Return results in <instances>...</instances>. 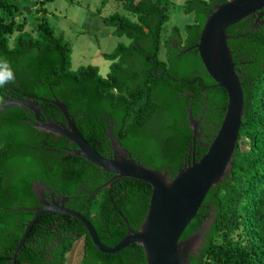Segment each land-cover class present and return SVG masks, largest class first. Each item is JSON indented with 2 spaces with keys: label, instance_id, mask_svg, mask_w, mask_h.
I'll return each instance as SVG.
<instances>
[{
  "label": "trees",
  "instance_id": "1",
  "mask_svg": "<svg viewBox=\"0 0 264 264\" xmlns=\"http://www.w3.org/2000/svg\"><path fill=\"white\" fill-rule=\"evenodd\" d=\"M114 1L128 14L114 11L105 17V23L114 27V35L125 36L129 42H119L110 53L104 54L111 61L104 76L98 66L92 64L72 69L71 48L62 35L54 34L47 26H41L36 36L28 31L18 32L10 45L7 35L14 29L13 22L0 18V62H7L13 73V79L0 87V103L4 98L26 96L57 98L66 106L77 129L98 120L93 107L107 112L118 123L119 130L130 123V131H136L159 113V132L152 142L154 148L140 140L136 141V146L143 150L141 161L145 166L167 169L185 147L187 134L181 122L187 119V109L192 113L196 111L195 106H188L187 98L182 102L184 95L177 98L171 75L192 82L201 76L205 83L212 82L194 45L212 4L227 0L183 2V12L193 13V22L184 24L183 38L177 25L172 26L171 36L176 35L182 47L192 45L194 49L180 57L174 55L170 39L161 43L162 27L170 18L166 3L161 0ZM14 7L13 0H0L1 10L11 13ZM229 33H233V28ZM227 42L244 102L231 171L208 191L180 238L199 227L209 206L215 211L213 222L204 235L201 249L190 254L191 264H206L215 240L220 235L230 240L235 233L245 239L238 247L245 254L244 264H264V25L249 27L243 35L238 34ZM162 45L168 50L165 60L159 58ZM161 72L164 74L158 75ZM181 86L188 87L184 81L178 85ZM37 103L52 119L61 121L62 115L56 106L42 100ZM29 111L18 105L0 110V264H38L37 250L46 248L44 237L52 231L53 221L67 224L73 234L79 231L76 238L83 239L80 264H146L144 250L137 243L115 253L100 252L80 221L56 213L42 215L34 221L20 252L12 260L25 223L33 215V211L23 209L34 203L28 179L38 172L29 146L36 138L60 137L31 125L26 120L30 117ZM130 116L133 119L130 120ZM241 140L247 142V149L240 147ZM66 157L69 163L64 168V189L57 184L53 186L72 195L76 192L69 207L92 223L103 244H116L126 234L127 223L133 229L138 228L147 211L149 184L130 177L117 178L96 195L81 199L77 186L82 182L75 179L72 161L80 157ZM73 242L71 239L63 247L64 253L72 248Z\"/></svg>",
  "mask_w": 264,
  "mask_h": 264
},
{
  "label": "water",
  "instance_id": "2",
  "mask_svg": "<svg viewBox=\"0 0 264 264\" xmlns=\"http://www.w3.org/2000/svg\"><path fill=\"white\" fill-rule=\"evenodd\" d=\"M264 0H227L213 3L205 17L199 33L198 42L194 45L200 60L218 86L226 91L228 104L221 126L210 143L208 150L198 161L185 162L173 176L170 169H155L136 161L119 140L109 133L113 156L106 158L92 148L75 127L66 106L57 98L26 96L22 98H4L0 110L8 106H22L33 112L35 120L29 122L38 130L67 138L76 149H66L67 155L80 156L101 170L110 172L113 177L92 192L97 193L110 183L122 177H130L146 182L151 186L147 211L138 228L126 224V234L114 245L103 244L92 223L80 212L64 206L68 199L57 195L51 203L43 200L42 189L33 186L35 196L40 199L42 207H23L33 211L32 217L25 223L24 231L14 249L12 260L20 252L24 240L34 221L44 214L57 212L69 215L80 221L88 232L94 246L103 253H115L128 245L137 243L144 250L146 264H191L190 254L197 253L209 230L215 211L207 206L208 212L203 215L199 227L185 238L182 232L196 215L208 191L220 184L231 171L236 139L243 116L242 86L235 69L228 46L227 28L247 15L256 13L254 28L264 21ZM186 47L178 52L184 54ZM164 74L163 72L158 73ZM38 100L49 102L57 107L65 118V123L49 117L40 118ZM187 119L193 133V140L200 137L199 121L194 119L191 110L187 109ZM53 196V193H51Z\"/></svg>",
  "mask_w": 264,
  "mask_h": 264
},
{
  "label": "flooded vegetation",
  "instance_id": "3",
  "mask_svg": "<svg viewBox=\"0 0 264 264\" xmlns=\"http://www.w3.org/2000/svg\"><path fill=\"white\" fill-rule=\"evenodd\" d=\"M263 15L260 17L261 20L264 21V8L261 9ZM256 13L247 15L245 18L241 19L237 23L229 26L227 28V34L230 38L237 37L239 35H243L246 32L247 28L254 27L256 21ZM241 25L244 26L241 28ZM264 25V24H262ZM233 28V33H229V29ZM235 33V34H234ZM237 34V35H236ZM172 31H170L168 39H170V43L172 48L174 49V55L178 56V51L185 48L182 47V44H178L177 36H171ZM189 47L188 51L194 49L192 45ZM165 48V59L167 58L168 50ZM164 59V60H165ZM209 75V74H208ZM196 82L184 80L182 77L177 75H171V81L173 83V87L177 91V98L181 99L184 102L185 98L188 100V106H195L196 111L191 114L194 119L199 121V132L200 137L195 138L193 140V133L189 126V121L182 120L181 127L186 135V143L185 147L177 153V159L172 161V165H167V169L171 170V173L177 171L179 168H182L185 165L186 161L190 163L192 160L198 161L200 157L206 153L210 143L213 138L216 136L221 123L223 121L225 111L228 104V98L226 91L218 86L216 82L212 79V82L205 83L201 76L195 77ZM185 82V85L188 87L182 88L178 87V85ZM194 98H196V104L194 103ZM42 107L41 105H39ZM95 117H97V121L91 123L89 126L87 124L80 125L79 129L80 134L84 138V140L94 148L96 152L100 155L111 158L113 156V151L111 149V140L109 138V133L111 132L115 138H117L121 145L124 146L126 150H128L131 154V157L136 161L143 164L141 161L143 150L136 146V141L148 142L147 144H152L153 140L158 134V125L159 120L161 118V114H157L150 122L146 123L144 126H140L136 131H130L128 123L124 130H119L118 123L113 120L109 116L107 112L101 110L100 107L91 108ZM243 113H244V102H243ZM30 117L26 120H35L34 114L32 111H29ZM62 115V114H61ZM49 117L51 118L46 110L42 107L40 111V118ZM186 117V116H185ZM243 117V116H242ZM52 119V118H51ZM133 119L130 116V120ZM73 121V119H72ZM61 123H65V118L61 116ZM30 123V122H29ZM74 123V121H73ZM242 123V118H241ZM31 124V123H30ZM32 125V124H31ZM75 125V123H74ZM241 126V125H240ZM76 127V126H75ZM77 128V127H76ZM240 129V128H239ZM239 133V131H238ZM53 135V134H51ZM238 136V135H237ZM33 144H31L30 151L33 153V161L34 165L38 168V172L35 174H31L28 183L31 186L32 193L34 195V203L31 207H42L40 203V199L35 196L33 192V186L36 185L42 189L43 200L45 202L51 203L52 200L56 199L57 195H61L63 197L68 198L64 202V206L69 207L70 202L73 198H75L73 191V195L70 194L69 191L61 190L57 187H54L53 184H57L60 187L65 186L63 182V176L65 175V166H68V158L66 157V149H76L77 146L70 142L67 138L60 136L59 138H45V139H34L32 140ZM123 141L125 144H123ZM237 141V139H236ZM155 145V144H152ZM149 148V147H148ZM236 149V146H235ZM235 152V151H234ZM234 155V154H233ZM80 157V156H78ZM73 161V168L75 169V179L78 183L77 192L78 196L81 199L90 198L95 194H92L94 190L100 187L102 184L107 182L113 177V174L104 170H100L94 164L88 162L87 160H83V158ZM37 164V165H36ZM7 178V177H6ZM112 183V182H111ZM110 183V185H111ZM96 186V187H94ZM94 188V189H92ZM99 192V191H98ZM53 193V196H51ZM86 202V200H85ZM74 210V209H73ZM76 211V210H75ZM79 212V211H78ZM61 214L57 212H50L48 214ZM44 214V215H48ZM82 214V213H81ZM65 215V214H63ZM53 229L51 232H47L45 239V244L47 245L44 250L38 249L36 260L38 264H59L60 262H66V254L67 252H63V247L67 245L68 241L73 239L75 243L76 240L80 238H76V233L73 234L70 230V227L67 224L59 223L57 224L53 221ZM81 245L83 248V239H81ZM83 257L82 254L79 256V263L81 262Z\"/></svg>",
  "mask_w": 264,
  "mask_h": 264
},
{
  "label": "rangeland",
  "instance_id": "4",
  "mask_svg": "<svg viewBox=\"0 0 264 264\" xmlns=\"http://www.w3.org/2000/svg\"><path fill=\"white\" fill-rule=\"evenodd\" d=\"M167 4L169 20L163 25L161 43L168 38L172 26L177 25L181 37L185 36L184 24L193 22V13L183 12L185 0H161ZM15 7L11 13L0 9L4 22H13L9 33L11 45L13 37L20 31H28L36 36L41 26H47L56 35H62L71 48L72 69L82 65H96L99 73L105 75L110 60L104 54L110 53L119 42L128 43L125 36L114 35V27L105 23V17L114 11L128 14L114 0H13ZM47 21V25H45ZM165 48L161 46L159 58L165 59ZM152 148L154 145L150 144ZM240 147L247 149V142L240 141ZM81 239L76 240L66 254L64 264H78L82 254ZM245 239L232 234L230 240L220 235L211 248L206 264H244V252L239 249Z\"/></svg>",
  "mask_w": 264,
  "mask_h": 264
},
{
  "label": "clouds",
  "instance_id": "5",
  "mask_svg": "<svg viewBox=\"0 0 264 264\" xmlns=\"http://www.w3.org/2000/svg\"><path fill=\"white\" fill-rule=\"evenodd\" d=\"M13 79V73L7 62H0V87Z\"/></svg>",
  "mask_w": 264,
  "mask_h": 264
}]
</instances>
